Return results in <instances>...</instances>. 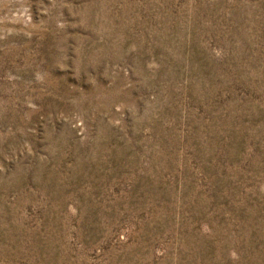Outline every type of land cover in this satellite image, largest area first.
Segmentation results:
<instances>
[{"label": "rangeland", "instance_id": "1", "mask_svg": "<svg viewBox=\"0 0 264 264\" xmlns=\"http://www.w3.org/2000/svg\"><path fill=\"white\" fill-rule=\"evenodd\" d=\"M0 264H264V0H0Z\"/></svg>", "mask_w": 264, "mask_h": 264}]
</instances>
